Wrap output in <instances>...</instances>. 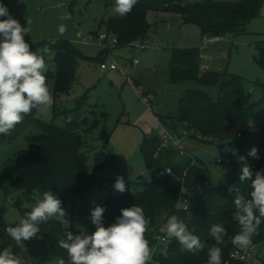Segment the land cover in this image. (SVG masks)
Here are the masks:
<instances>
[{
  "label": "trees",
  "instance_id": "obj_1",
  "mask_svg": "<svg viewBox=\"0 0 264 264\" xmlns=\"http://www.w3.org/2000/svg\"><path fill=\"white\" fill-rule=\"evenodd\" d=\"M263 4L264 0H138L126 16L115 13L103 23L108 34L117 38L116 46L145 41L151 27V12H165L170 17L181 18L185 23L199 25L203 34L222 36L244 32L247 23L259 14ZM42 46L56 51L55 66L46 73L54 96L69 92L76 79L78 58L82 52L68 40ZM257 47L258 62L264 69V40L258 42ZM186 79L219 85L218 98L214 99L199 89H189L180 98L179 113L170 117L171 123L162 117L161 120L169 127L182 126L187 132H198L204 137L215 136L223 143L232 144L236 151L221 158L227 166V183L215 184L199 157L189 154L179 156L168 141L156 134H145L141 152L151 179L143 181L144 187L139 191L104 196L99 202V206L105 208L103 224L107 227L114 223L123 208L141 206L151 220L146 236L155 254L150 264L154 261L159 264H207V247L194 255L188 251L182 252L174 238L168 239L165 244L158 242L162 232L156 218L160 211L166 210L169 216L185 218L187 204L193 217L188 222L189 230L207 246L215 243L209 235L211 225L220 222L226 227L228 236L225 243L218 245L223 251V264H250L247 260L230 256L234 248L231 237L239 229L232 218L237 193H230L229 188L236 187L241 195L247 197L251 191L250 181H240L241 167L247 163L254 171L264 169V81L259 82L262 97L253 101L250 92L246 91L243 77L203 67L198 46L174 47L170 57V80L177 83ZM136 83L140 84L138 81ZM88 90L69 109L71 117L67 116L64 126L53 120H42L37 109H33L10 135H0L2 140L12 141L30 126L41 129L38 133L26 135L31 146L18 152L10 183L22 192V196L14 201L22 217L31 210L24 205V201L34 199L36 190L64 191L80 200L86 199L88 188L98 180L96 171L105 169L114 159L109 149L110 134L107 132L103 146L95 153L92 169L80 167L79 151L86 141V135L93 136L98 128L106 126L107 120V112L98 104L90 103ZM253 147L258 150L259 159L249 155ZM124 181L130 182L126 178ZM182 197L184 204L180 206L178 202ZM69 231L71 229L64 222L53 217L40 225L38 233L57 255L58 261L64 259L65 264L68 262L67 253L58 246L57 241ZM263 241L264 223L260 226L259 234L253 237L254 244Z\"/></svg>",
  "mask_w": 264,
  "mask_h": 264
},
{
  "label": "rangeland",
  "instance_id": "obj_2",
  "mask_svg": "<svg viewBox=\"0 0 264 264\" xmlns=\"http://www.w3.org/2000/svg\"><path fill=\"white\" fill-rule=\"evenodd\" d=\"M0 3L6 5L10 14L29 29L25 40L33 51L44 55L48 68L55 66L56 51L48 48L45 53L42 45L46 43L68 40L82 52L78 58L76 79L69 92L53 94V105L38 108V116L64 126L67 116L71 117L69 109L88 89L90 103L98 104L107 112L106 126L98 128L93 136L86 135L79 151L81 169L91 170L96 151L103 146L107 132L110 134L109 149L114 159L105 169L96 171L98 180L88 188L87 198L80 200L69 192L50 190L62 201L67 213L64 225L73 234L95 231L90 219L91 210L99 206L104 196L139 191L144 187L143 181L151 179L141 152L145 134H156L175 148L176 143H181L187 154L202 160L215 184L227 183V166L218 158L234 153L236 149L232 144L223 143L215 136L204 137L198 132H187L182 126L169 127L161 120L162 117L171 123L170 117L179 113L180 98L189 89L205 91L214 99L220 94L219 85L201 84L193 79L173 83L170 80L171 51L174 47L198 46L203 65L240 75L251 99L259 100L262 97L259 82L264 81V69L258 62L257 43L264 40V4L259 14L247 23L244 32L219 37L203 34L199 25L185 23L179 17L151 12V27L145 41L137 45L116 46L103 23L115 14V0H0ZM63 14L70 15L71 19L61 20ZM61 24L66 25L63 34L59 32ZM101 33L108 35L106 40L89 38ZM105 47L107 50L104 52ZM102 62H113L117 68L103 69ZM40 131L38 126H30L15 140L0 138V252L8 248L19 259L24 258L25 264L28 262L24 256L29 258V264H59L57 255L39 235L25 241L21 248L5 232L8 226L14 227L22 217L14 206L22 192L10 184L16 156L21 149L31 146L26 135ZM118 176L130 181H125L124 193L114 189ZM45 191L49 190H36L34 199L25 200L24 205L31 209ZM183 204L182 197L178 205ZM168 217L167 211L161 210L156 218L158 226L162 227ZM247 261L264 264V241L255 245Z\"/></svg>",
  "mask_w": 264,
  "mask_h": 264
},
{
  "label": "clouds",
  "instance_id": "obj_3",
  "mask_svg": "<svg viewBox=\"0 0 264 264\" xmlns=\"http://www.w3.org/2000/svg\"><path fill=\"white\" fill-rule=\"evenodd\" d=\"M138 0H115L114 12L124 17L131 12ZM0 135H10L16 125L23 122L24 117L33 109L50 108L54 103L52 89L47 82L48 64L44 55L33 51L25 40L29 29L21 25L0 3ZM61 20L71 19L68 14L60 16ZM30 21H27V24ZM66 25H59L63 34ZM49 50L44 49L47 53ZM249 155L259 159L258 150L253 147ZM244 160V157L240 158ZM241 182L250 181L251 191L245 197L236 187L229 192L237 193L233 205L232 218L238 225V232L231 237V244L239 250H247L253 245V237L259 234L264 223V169L254 171L244 163L240 170ZM114 189L120 193L126 191L123 177H117ZM187 216L180 218L171 215L160 228L166 238H174L181 246V251L199 254L207 247V264H223L222 248L228 232L223 223H215L209 229L210 237L215 241L212 246L189 230L188 222L193 217L185 204ZM105 208L95 206L91 210L90 219L95 226L91 234L67 232L58 238V246L67 253V264H150L155 249L150 246L146 236L151 220L146 216L143 207L134 205L121 209V215L115 222L105 227L103 213ZM67 216L62 201L50 190L42 194L34 207L19 219L16 225L8 226L5 232L23 248L24 242L37 237L40 225L53 217L64 222ZM0 264H21L18 256L8 248L0 252ZM59 264H65L64 259Z\"/></svg>",
  "mask_w": 264,
  "mask_h": 264
},
{
  "label": "built area",
  "instance_id": "obj_4",
  "mask_svg": "<svg viewBox=\"0 0 264 264\" xmlns=\"http://www.w3.org/2000/svg\"><path fill=\"white\" fill-rule=\"evenodd\" d=\"M107 36H108L107 34L101 33L100 35H90L89 38L90 39H99V40L104 41V40L107 39ZM112 40H113V42L116 43L117 38L114 35H112ZM138 43L139 42H135L132 45H137ZM106 46H109V45H106ZM135 61H137V59ZM101 67L103 69H116L117 68V65L115 63H113V62L110 63V64H108L106 62H102L101 63ZM176 144L177 145H176V148L175 149L179 152V154L180 155H186L187 152L184 149V147L181 145V143L178 142ZM218 160L221 161V158H218ZM163 241L167 242L168 241V238H166V235H162L161 234V235L158 236V242L159 243H163ZM255 245L256 244L253 243L252 247H250L247 250H239V249H237V248L234 247L233 250L230 253V256L233 259L247 260L249 258L250 253L254 250ZM153 264H159V262L154 261Z\"/></svg>",
  "mask_w": 264,
  "mask_h": 264
},
{
  "label": "crops",
  "instance_id": "obj_5",
  "mask_svg": "<svg viewBox=\"0 0 264 264\" xmlns=\"http://www.w3.org/2000/svg\"><path fill=\"white\" fill-rule=\"evenodd\" d=\"M160 13H164V14H166L168 17H170V15L167 14V13H165V12H160ZM149 16H150V15H149ZM217 37H219V36H217ZM202 66H203V67H204V66L208 67L207 65H203V64H202ZM39 238L41 239L40 236H39ZM41 240H42V239H41ZM39 242H41V241H39ZM24 257L27 259V260H26V259H25V260H26V261L28 262V264H29V258L26 257V256H24ZM20 262H21V264H25V263H24V262H25V261H24V258H23V259H20Z\"/></svg>",
  "mask_w": 264,
  "mask_h": 264
}]
</instances>
